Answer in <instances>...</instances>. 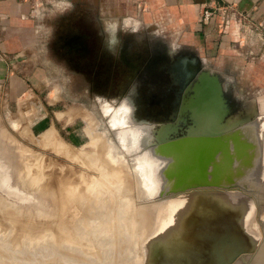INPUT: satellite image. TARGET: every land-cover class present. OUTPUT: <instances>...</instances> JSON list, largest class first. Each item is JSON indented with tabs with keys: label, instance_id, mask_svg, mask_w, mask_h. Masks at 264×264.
Masks as SVG:
<instances>
[{
	"label": "rangeland",
	"instance_id": "obj_1",
	"mask_svg": "<svg viewBox=\"0 0 264 264\" xmlns=\"http://www.w3.org/2000/svg\"><path fill=\"white\" fill-rule=\"evenodd\" d=\"M19 1L27 5L28 10L25 13L30 21L21 19L18 25L25 28V35L20 44H13L14 47L8 46L4 41L5 38H0V58L4 52L7 54L6 58L3 56L9 72L4 77H0V128H5V131L4 129L0 131V135L5 132L12 133L11 135L19 138L22 144L29 145L31 150L43 154L41 156L44 158L41 159L43 163L50 161L51 158L50 162L53 161V165L61 160L60 163L63 162L64 166L70 164L71 167H77V170H86L79 161H71L72 157L64 152L61 153L58 149L56 152V149L54 150L56 147L50 144L49 146H52L50 148L53 149L49 146L47 148L34 138H39L43 131L55 125L70 147L93 150L92 134L88 131L92 128L95 133L102 135V147L107 148V144H111V151L134 173L138 160L145 159L142 154L153 144L142 145L144 150L142 146L128 150L126 147L133 145L132 139L126 134L123 143L122 133L125 130L114 123L117 116L116 109H119L122 100L134 87L136 103L139 105L137 116L140 120H150L157 126L176 119L172 101L177 97L174 88L178 85L174 83L169 73L162 76L153 73L148 77V73L144 72L151 59L159 53H168L172 49L177 51L190 49L189 51H195L200 56L202 65L223 75L225 84L228 82L233 85L231 96L240 95L250 99L264 93V56L262 55L264 40L258 37L255 27L249 25L251 22L241 29L238 26L239 38L233 36L228 44L223 45L222 38L226 35L227 28L229 30L231 25H235L236 20L229 18L228 23L215 14L214 27L217 37L220 38L218 39L220 44L213 47L208 44L205 46L204 42L193 41L192 37L182 35V30L174 28L166 20H157L154 16H148L141 0ZM198 22L202 25L212 23V21L208 23L200 21V15ZM108 23L117 25L113 42L109 40ZM28 36H31L32 40L28 39ZM253 47L255 51L252 50ZM14 54H20V59L12 62L8 56ZM170 58L171 55L155 59L159 60L161 65ZM12 69L13 73L10 72ZM146 69L148 71V67ZM27 106L31 108L28 109ZM107 106L113 107L112 110H107ZM57 113H60V118ZM23 127H27L28 132H23ZM53 159L56 161L54 162ZM33 160L36 159H32V162ZM32 164L28 168L31 172L38 165ZM9 170L13 176L14 172ZM20 170L23 173L29 172L27 169ZM8 171L7 176L5 171H2L3 175L0 176V191L3 195L14 198L13 194L8 192L12 180L15 186L11 188L15 191L19 189L22 193L21 198H15L20 201L33 198L35 190L33 185L27 187L31 182L28 179L23 180L28 176H23L22 173L23 175L17 179L15 173L18 182H14L16 179L11 177ZM124 176L129 178L125 174ZM21 178L24 183L26 181L29 183H25L26 187L20 186L23 184ZM24 188L28 190L31 188L32 193L23 190ZM132 188L138 203L152 199L147 196L139 197L135 187H130V190ZM261 198V201L264 200V197ZM34 201L38 204V200ZM263 205L264 201L257 208L263 210ZM151 214L154 218L157 217L155 213L151 212ZM148 217L149 215L139 222L137 228L139 244L143 237L147 240L146 235L154 223H151ZM1 220L6 221L0 216ZM6 222L0 226V245H2L0 264H60L56 262L55 257L51 259L49 254L39 248H31L24 241H19L20 239L18 241L9 239V225ZM140 231L143 234L139 233Z\"/></svg>",
	"mask_w": 264,
	"mask_h": 264
},
{
	"label": "bare ground",
	"instance_id": "obj_2",
	"mask_svg": "<svg viewBox=\"0 0 264 264\" xmlns=\"http://www.w3.org/2000/svg\"><path fill=\"white\" fill-rule=\"evenodd\" d=\"M116 27V24L108 23L107 30L111 42L115 40ZM179 56L177 55V58ZM177 58L171 54L170 60L161 64V66L166 65L165 67H170V70H175ZM178 78L180 79V77ZM182 79L183 77L179 81L174 80L181 88V91L179 90L181 94L185 91V88H182V84L184 83V79ZM178 86L174 88L176 93L179 92L177 90ZM224 89L230 93L233 91V85L228 82L224 83ZM237 98L241 99L243 97L236 95V100ZM241 102L243 109L239 106L233 113L228 115L234 124L255 116L261 110H264V93L252 99H244ZM112 108L111 106H107V110L109 111ZM113 112H115V109ZM116 113L117 116L114 123L120 125L126 131L122 133L123 143L126 140V134L132 139L133 145L125 146L128 150L140 147L145 142L151 144V141L154 139L151 127L145 123L136 121L132 102H122L119 109H116ZM58 118H60V115ZM259 118L260 115H258L257 119ZM260 121H256L257 128L255 130L258 141V156L252 170L243 178L242 185L256 189L250 195H245L251 200L256 219L259 221L260 226L264 228V205L262 207L263 210L257 208L259 207L257 202L262 199V194L257 189L264 188V118ZM3 129L5 131V128H0V131ZM27 129V127H23L22 131L28 132ZM88 131L92 134L91 144H93V150H85L84 148L81 150L77 147H70L68 142L60 135L55 125L43 131L39 135V138H34L35 141L43 146H47V148L50 144L56 147L54 148L56 152L57 149L61 153L64 152L72 157L71 159L73 160L71 161H79L86 167V170H77V167H71L70 164L64 166L62 165L63 162L60 163L61 160L59 162L61 165L54 163L55 165L58 164L55 166L52 164L53 161L52 163L50 162L51 158L50 161H44V164L41 161V159L44 160L41 157L43 154L41 155L31 150L32 148L30 149L29 145L22 144L19 138L17 139V137L15 138V136L11 135L12 133L8 134L5 132L0 135V170L5 171L6 175L8 169H11L14 175H11L10 170L8 173L15 179L16 176L18 179L23 174V176H28L23 180L28 179L31 185L27 187L33 185L35 189L33 192L34 197L28 200L30 202L18 200L21 198V192H19V189L17 191L12 189L15 186L12 180L8 186L10 188L8 192L13 194L14 198H8L9 196L3 195L0 191V216L7 221L3 222L1 220L0 226L2 223H8L9 239L13 241L20 239L19 241H24L31 248H39L42 252L44 251L49 254L51 259L55 257L57 259L56 262L60 264H145L146 255L152 240L187 202L188 194L164 196V189L159 184L156 174L152 153L153 148L148 149L142 154L145 159L138 160L137 168L133 173L111 151V144H107V148L102 147V135L100 133H95L92 128H89ZM52 146H49V148ZM32 159L40 161L33 160L32 162ZM47 162L49 163L46 164ZM32 163L38 164L37 170L35 169V165L33 167L35 170L32 169L35 172H31L30 169L28 170L33 165ZM7 166L10 168H7ZM19 168L24 169L23 171L27 169L29 172L23 173ZM260 173L263 174L261 178L259 177ZM124 174L129 176V178L127 179ZM16 180L14 182H18ZM25 183L23 181V184H20V186L26 187L24 186ZM132 186L139 193V197L147 196L148 198L152 197V199H145L147 201L138 203L134 198V189L130 190ZM30 189L26 190L29 192ZM34 200H38V204ZM151 212L155 213L157 217L154 218ZM148 215V219L151 223H154L146 235L147 240H144L143 237V240L139 244L137 242V228L139 222L147 218ZM139 233L143 234L141 231ZM8 259L10 260L11 258Z\"/></svg>",
	"mask_w": 264,
	"mask_h": 264
},
{
	"label": "water",
	"instance_id": "obj_3",
	"mask_svg": "<svg viewBox=\"0 0 264 264\" xmlns=\"http://www.w3.org/2000/svg\"><path fill=\"white\" fill-rule=\"evenodd\" d=\"M189 50L173 52L180 55L173 76L183 77L185 91L175 98L182 100L176 120L156 129L152 150L164 196L188 194V199L152 240L145 264H264V228L245 195L256 189L242 185L256 163V121L264 110L234 124L228 115L243 109L245 98L226 92L225 77ZM171 54L155 55L144 69L148 77H172L170 67L155 59ZM257 190L264 196V188Z\"/></svg>",
	"mask_w": 264,
	"mask_h": 264
},
{
	"label": "crops",
	"instance_id": "obj_4",
	"mask_svg": "<svg viewBox=\"0 0 264 264\" xmlns=\"http://www.w3.org/2000/svg\"><path fill=\"white\" fill-rule=\"evenodd\" d=\"M144 3L145 12L148 16H154L157 20H166L174 28L183 31L182 35L192 37L193 41L204 42L205 46L217 47L220 38L215 32L214 20L209 25H202L198 22L200 11L203 6L212 1V4H222L235 2L244 11L248 12L252 26L255 27L258 37L264 40V0H141ZM28 10L27 5L19 0H0V38H5L8 46L20 44L25 35V28L18 26L21 19L30 21L25 13ZM25 21V20H24ZM165 21V22H166ZM164 27V26H162ZM231 27V28H230ZM227 28L226 35L222 38V44H228L231 37L239 38L238 25H231ZM230 31V33H229ZM232 36H231V35ZM26 38V37H25ZM28 39L32 40L31 36ZM219 39V40H218ZM14 44V45H13ZM254 50V47L252 48ZM255 51V50H254ZM258 51V49L256 50ZM11 53L10 51H8ZM5 58L7 54L3 53ZM1 55L0 77H4L8 72L4 56ZM264 56V52L262 53ZM12 62L20 59V54L8 56ZM14 67L16 64L13 63ZM13 69L10 70L13 73Z\"/></svg>",
	"mask_w": 264,
	"mask_h": 264
},
{
	"label": "built area",
	"instance_id": "obj_5",
	"mask_svg": "<svg viewBox=\"0 0 264 264\" xmlns=\"http://www.w3.org/2000/svg\"><path fill=\"white\" fill-rule=\"evenodd\" d=\"M215 14H217L222 21L226 20L228 23L230 19L234 18L239 29L243 28V26H248L247 23L249 24V22L252 21L248 12L242 10L237 3L231 2L213 5L212 1L203 6L200 13V21L208 23L213 20ZM252 24L253 23L251 22L249 25L252 26Z\"/></svg>",
	"mask_w": 264,
	"mask_h": 264
},
{
	"label": "flooded vegetation",
	"instance_id": "obj_6",
	"mask_svg": "<svg viewBox=\"0 0 264 264\" xmlns=\"http://www.w3.org/2000/svg\"><path fill=\"white\" fill-rule=\"evenodd\" d=\"M117 40V39H116ZM174 50L175 49H172L171 50V53L173 54V56H175V58H177V54L176 53H173L174 52ZM173 72H175L174 70H171V73L173 74ZM174 77V80L175 81H179V80H181V78L179 79L178 77H176V76H173ZM177 90L179 91H181V88L178 86V88H177ZM233 90V89H232ZM135 96H136V90H135V88L133 87L132 89H131V91H130V94L128 95V96H126L123 100H122V102H124V101H127L128 103H131L132 102V104H133V108H134V116H135V119H136V121H138V122H141V123H145L146 125H149L150 127H151V130H152V132H153V134L155 135V130L158 128V126L159 125H157V126H155V123L154 122H151L150 120L149 121H147V120H145V119H143V120H140V118L137 116L138 115V107H139V105H138V103H136V98H135ZM180 99H181V96H180ZM121 102V103H122ZM180 102H181V100L179 101V102H176L175 101V99H173V105H174V107H176V106H181V104H180ZM176 120V119H175ZM174 120V121H175ZM153 144V140L151 141V145ZM143 145H149L148 144V142H145ZM150 148H153V145H152V147H150ZM150 150V149H149Z\"/></svg>",
	"mask_w": 264,
	"mask_h": 264
}]
</instances>
